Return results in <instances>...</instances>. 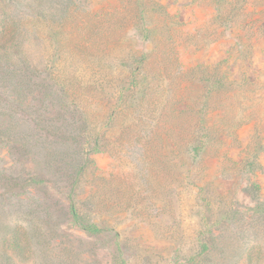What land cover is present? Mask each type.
<instances>
[{"label":"rangeland","instance_id":"obj_1","mask_svg":"<svg viewBox=\"0 0 264 264\" xmlns=\"http://www.w3.org/2000/svg\"><path fill=\"white\" fill-rule=\"evenodd\" d=\"M0 264H264V0H0Z\"/></svg>","mask_w":264,"mask_h":264}]
</instances>
